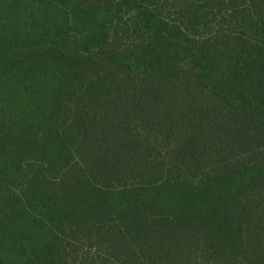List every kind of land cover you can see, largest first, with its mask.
<instances>
[{
  "label": "trees",
  "instance_id": "obj_1",
  "mask_svg": "<svg viewBox=\"0 0 264 264\" xmlns=\"http://www.w3.org/2000/svg\"><path fill=\"white\" fill-rule=\"evenodd\" d=\"M0 264H264V0H0Z\"/></svg>",
  "mask_w": 264,
  "mask_h": 264
}]
</instances>
